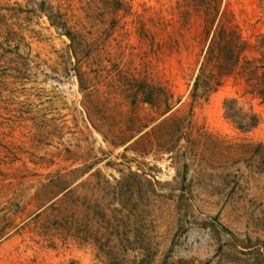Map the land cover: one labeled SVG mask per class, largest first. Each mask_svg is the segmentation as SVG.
Here are the masks:
<instances>
[{"label": "rangeland", "instance_id": "374dc122", "mask_svg": "<svg viewBox=\"0 0 264 264\" xmlns=\"http://www.w3.org/2000/svg\"><path fill=\"white\" fill-rule=\"evenodd\" d=\"M41 2L62 14L87 60L74 63L69 40L38 12ZM221 7L246 41L242 57H259L264 0H221ZM204 48L202 16L184 0H0V264H103L89 243L41 235L45 213L33 200L47 175L91 162L88 173L97 169L110 181L129 168L152 182L153 190L142 182L125 194L128 239L144 251H128L123 264L135 257L138 264H264V146L256 154L253 147L264 143V104L242 95L237 74L206 100L190 101ZM132 80L178 98L168 111L180 118L178 136L164 129L158 142L149 133L124 149L94 131L86 96L124 99ZM228 96L250 103L256 127L239 132L223 117ZM112 101L103 108L115 116L127 107ZM137 114L139 123L155 115L144 103Z\"/></svg>", "mask_w": 264, "mask_h": 264}, {"label": "trees", "instance_id": "16d2710c", "mask_svg": "<svg viewBox=\"0 0 264 264\" xmlns=\"http://www.w3.org/2000/svg\"><path fill=\"white\" fill-rule=\"evenodd\" d=\"M184 1L186 6L201 14L205 43L197 72L191 82L188 96L190 101L206 100L220 86L223 78L237 74L243 81L242 95H250L264 104V52L254 59L242 57L246 41L232 22L228 24V21H223L225 9L221 7V0ZM120 5L118 1L114 9H119ZM37 8L39 13L45 15L49 25L69 40L67 48L74 57V63L87 60L88 54H78L80 44L84 45L78 35L67 26L62 14L56 11L50 13L49 6L45 7L43 2L37 4ZM3 58H6L4 54L0 61ZM82 84L79 79L80 89L84 88ZM126 84H129L131 93L124 99H96L92 98L93 95H87L82 103L86 120L103 141L111 147L124 146L127 149L142 139H148L149 133L156 138L155 142H158L164 129H167L164 135H169L171 140L180 134V118L168 113L178 102V98L172 100V95H159L165 90L162 86L143 80L126 81ZM110 100H113L111 103L116 104L118 110L122 109L118 107L122 103L127 107L115 116L103 108ZM142 103L154 110L155 115L146 122L139 123L137 109ZM221 109L223 117L239 132H248L258 124V115L250 103L245 105L236 97H223ZM28 119L24 117V120ZM114 121V124L119 123L117 127L112 125ZM103 122L108 125L103 127ZM147 143L152 145L150 140ZM156 146L166 153L174 150V146L166 144L157 143ZM262 146L264 143L261 142L253 145L255 154L259 153L258 149ZM95 164L96 162H91L62 172L56 171L47 175L45 181L39 184L33 200L36 210L42 208L45 213V219L39 222L40 232L44 236L55 234L61 239H70L76 244L89 243L103 264H123L128 251H137L140 256L144 251L141 245H133L128 239L131 200L125 194L127 189L138 188L142 182H146L149 189L153 190L152 182L129 168L126 172L119 171L118 177L110 181L97 169L88 173ZM129 180L137 186L130 184ZM82 189L85 191H81ZM119 236L122 239H118ZM140 261L141 258L135 257L127 262L138 264Z\"/></svg>", "mask_w": 264, "mask_h": 264}]
</instances>
